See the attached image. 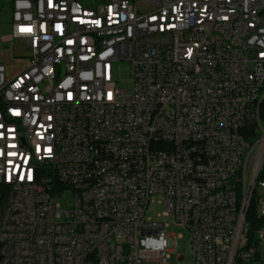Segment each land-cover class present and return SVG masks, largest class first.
<instances>
[{
	"label": "built area",
	"instance_id": "1",
	"mask_svg": "<svg viewBox=\"0 0 264 264\" xmlns=\"http://www.w3.org/2000/svg\"><path fill=\"white\" fill-rule=\"evenodd\" d=\"M10 36L27 56L9 76L0 44V260L184 261L147 218L158 197L194 264H264V0H13Z\"/></svg>",
	"mask_w": 264,
	"mask_h": 264
},
{
	"label": "rangeland",
	"instance_id": "2",
	"mask_svg": "<svg viewBox=\"0 0 264 264\" xmlns=\"http://www.w3.org/2000/svg\"><path fill=\"white\" fill-rule=\"evenodd\" d=\"M12 11L13 0H0V44H2L1 58L2 62L7 67L9 76L17 75L24 68L26 65L25 58L27 56V52L22 50L18 42L11 39L10 29L12 25ZM18 54H22L24 58H16ZM118 80L119 88H131V77L128 64L124 63L121 65ZM58 203L61 205L62 209H68L73 203L72 193H65L64 196L58 199ZM163 213L164 207L160 198H153L147 209V218L153 221L169 222L170 226L167 229L169 236H171L174 241L185 242V260L178 262L176 258L178 249H175V253L168 260V264H194V255L189 243L190 233L188 229L178 223H175L172 217L163 216ZM180 238L182 239L180 240Z\"/></svg>",
	"mask_w": 264,
	"mask_h": 264
},
{
	"label": "bare ground",
	"instance_id": "3",
	"mask_svg": "<svg viewBox=\"0 0 264 264\" xmlns=\"http://www.w3.org/2000/svg\"><path fill=\"white\" fill-rule=\"evenodd\" d=\"M264 103V96H263ZM4 116V107L0 106V120ZM37 175H43V167L34 166L28 170V186H37ZM3 188H12V181H3ZM251 212L253 217H260L262 214V204L260 198H252ZM13 237V229H3L2 239ZM35 248H50V254L59 255L60 241L56 238H43V240H35ZM0 264H5V260H0Z\"/></svg>",
	"mask_w": 264,
	"mask_h": 264
},
{
	"label": "trees",
	"instance_id": "4",
	"mask_svg": "<svg viewBox=\"0 0 264 264\" xmlns=\"http://www.w3.org/2000/svg\"><path fill=\"white\" fill-rule=\"evenodd\" d=\"M263 176V175H262ZM4 202V198L2 196H0V215H1V211H2V208H3V203ZM254 212H251V215L253 214Z\"/></svg>",
	"mask_w": 264,
	"mask_h": 264
}]
</instances>
